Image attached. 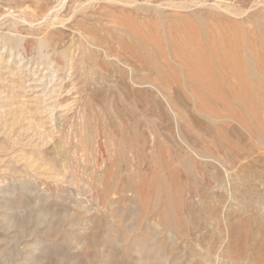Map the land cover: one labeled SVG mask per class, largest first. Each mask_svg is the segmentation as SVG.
Returning a JSON list of instances; mask_svg holds the SVG:
<instances>
[{"label":"rangeland","instance_id":"rangeland-1","mask_svg":"<svg viewBox=\"0 0 264 264\" xmlns=\"http://www.w3.org/2000/svg\"><path fill=\"white\" fill-rule=\"evenodd\" d=\"M0 264H264V0H0Z\"/></svg>","mask_w":264,"mask_h":264},{"label":"bare ground","instance_id":"bare-ground-1","mask_svg":"<svg viewBox=\"0 0 264 264\" xmlns=\"http://www.w3.org/2000/svg\"><path fill=\"white\" fill-rule=\"evenodd\" d=\"M188 55H190V54L188 53ZM199 58H200V57H199ZM200 59H203V57H201ZM228 60H230V57H229ZM201 61L203 62V60H201ZM201 61H200V62H201ZM200 62H199V63H200ZM202 62H201V63H202ZM228 63H229V61H228ZM203 67H204V66H203Z\"/></svg>","mask_w":264,"mask_h":264}]
</instances>
